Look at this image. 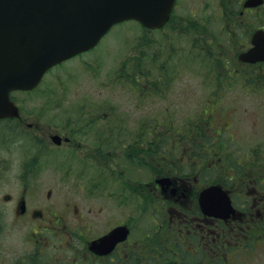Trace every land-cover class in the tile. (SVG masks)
<instances>
[{
	"label": "rangeland",
	"instance_id": "obj_1",
	"mask_svg": "<svg viewBox=\"0 0 264 264\" xmlns=\"http://www.w3.org/2000/svg\"><path fill=\"white\" fill-rule=\"evenodd\" d=\"M241 1L178 0L169 24L153 32L134 21L116 24L94 49L47 71L35 90L12 92L21 119L0 120L2 264L25 257L78 264L92 236L125 219L132 232L123 262L129 247L133 258L151 254L147 239L167 223L168 210L149 185L152 171L134 162L264 161V60L244 66L237 58L251 33L264 29V0L237 17ZM249 68L259 85L246 79ZM54 133L70 141L55 145ZM192 140L208 147L189 157L182 146ZM24 162L33 163L28 180L20 177ZM23 187L32 207L54 201L45 227L59 214L86 235L41 227L39 248L33 245L38 221L17 219L11 203L3 204L5 193L17 196ZM256 239L248 255L239 251L228 264H264V240Z\"/></svg>",
	"mask_w": 264,
	"mask_h": 264
},
{
	"label": "flooded vegetation",
	"instance_id": "obj_2",
	"mask_svg": "<svg viewBox=\"0 0 264 264\" xmlns=\"http://www.w3.org/2000/svg\"><path fill=\"white\" fill-rule=\"evenodd\" d=\"M246 10L247 9H240L239 15L236 16L241 17V14ZM251 10L252 9H248V11ZM241 65L252 66L248 63H242ZM235 66L237 69L241 68V66L237 64H235ZM234 68L235 67H232L228 71L229 74L235 72L234 70L236 69ZM249 70L252 72L248 73L246 79L250 81L251 86L252 84L259 85L255 80L254 70L251 68H249ZM218 134L219 132L215 133V138ZM200 145L203 151L208 147L207 142ZM174 146L178 145L175 144ZM193 146L194 145L189 142L182 146L189 157L196 155L198 152H193ZM173 148L179 153L176 147ZM170 152L174 153L172 148H170ZM252 154H254V152H252ZM161 158L167 159L168 156H163L161 154ZM171 159H173L172 162H158V166H156L155 169L157 173L167 175L171 178L172 187L161 189L156 183L153 187L166 203V209L168 210V229L173 236V243L175 246L183 239L184 242L189 245L188 249L190 252L195 254L197 250H200L203 256L210 259L211 264H220L223 262L222 260L224 258L232 259L235 257L242 245L249 242L248 246H252L253 242H250V238L254 234L256 236V232L259 233L256 236L257 238L264 236V161L256 159L261 162H254V157L249 162H240L238 159L237 161L229 159V162H189V160L174 162V157L172 156ZM24 163L23 171L25 174L20 175V177L28 180L31 177L28 168L33 163ZM77 167H79V169L81 168V166ZM136 167L139 169V165ZM97 174L99 179L101 173L99 172ZM93 179L95 180L94 184L96 187L98 181L96 180V175L93 176ZM212 184L220 185L227 192L231 205L234 208V213L230 214L225 219L203 214L199 208V191L203 187ZM120 185V189L127 190L126 186ZM85 188L84 192L86 194L89 193V190L90 192L94 191V187L86 190ZM51 193L52 191L49 189L46 195L49 197ZM3 200V204L8 202L11 203L15 218L23 221H38L36 224L38 227L32 231L35 235L32 244L39 248L41 241L37 236L40 235L41 227L47 229L41 221L44 219L45 211L52 210L54 201L47 202L45 205L46 209L39 205L32 207L31 203L35 200H31L27 188L25 187L22 188L17 196L5 193L3 195ZM48 221V227H51L52 231L57 229L59 234L65 233L67 235V233L77 232L81 237L86 235V231L81 230L80 226H77L78 228L76 226L71 227V225H69L70 221L66 220L63 215L53 214L52 218H49ZM119 224H127L132 232L131 221L125 219L104 229L101 233L92 236L89 241L105 234L113 226ZM260 239L264 240V237ZM89 241L82 247L84 252L80 257L76 258V263L111 264L114 262V264H123L122 259L127 256V247L125 251L123 249L126 241L117 243L115 248L107 254H98L95 251H91L88 246ZM173 254H177L176 248L173 250ZM24 259L27 264H32V259L29 257L19 259L16 263L25 264V262H23ZM0 264H2L1 260Z\"/></svg>",
	"mask_w": 264,
	"mask_h": 264
},
{
	"label": "water",
	"instance_id": "obj_3",
	"mask_svg": "<svg viewBox=\"0 0 264 264\" xmlns=\"http://www.w3.org/2000/svg\"><path fill=\"white\" fill-rule=\"evenodd\" d=\"M262 0H246L255 6ZM175 0H0V118L18 115L10 92L33 89L53 65L93 47L109 28L134 19L147 29L168 20ZM253 47L240 55L256 61L264 56V33L256 30ZM54 142L61 137L53 135ZM226 194L218 186L205 188L201 205L208 213L213 204L223 210ZM212 201H208L209 199ZM127 234L116 227L92 242L91 248L110 250Z\"/></svg>",
	"mask_w": 264,
	"mask_h": 264
},
{
	"label": "trees",
	"instance_id": "obj_4",
	"mask_svg": "<svg viewBox=\"0 0 264 264\" xmlns=\"http://www.w3.org/2000/svg\"><path fill=\"white\" fill-rule=\"evenodd\" d=\"M161 142L164 141L162 140ZM151 157L153 156L151 155ZM142 164L153 166V162H142ZM144 189L148 190L149 187L145 185ZM143 200L144 198L142 196L141 201L144 202ZM142 205L143 204H141V206ZM167 240L169 241V244L167 243ZM147 241L153 243L151 248L152 253L142 255L139 259L129 257L125 264H211L210 259L203 256L200 250H197L195 254L190 252L188 249L189 245L186 244L183 239H181V242L177 246L174 245L173 238L171 236H167L164 239V242L157 243L156 241L159 240L155 237L154 233H152L151 237H149ZM175 248L177 250L176 255L173 254V250ZM129 250L132 251V249ZM157 251L158 254H155ZM128 253L130 252L128 251ZM139 260L142 261V263H139Z\"/></svg>",
	"mask_w": 264,
	"mask_h": 264
}]
</instances>
